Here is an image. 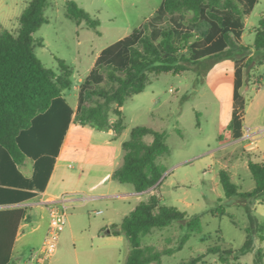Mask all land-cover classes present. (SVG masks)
Here are the masks:
<instances>
[{
    "label": "rangeland",
    "instance_id": "374dc122",
    "mask_svg": "<svg viewBox=\"0 0 264 264\" xmlns=\"http://www.w3.org/2000/svg\"><path fill=\"white\" fill-rule=\"evenodd\" d=\"M29 1L0 0V24L18 34L19 18ZM75 1L99 20L97 28L89 26L86 21L78 23L70 18L66 0H49L45 11L49 22L34 33L37 40L43 41V46L37 45L36 53L47 68L60 73V60L71 65L73 86L65 98L73 108L75 99L71 96L79 93L81 84L101 51L152 20L163 2ZM263 15L264 0H258L251 16L246 19L242 44L232 40L228 49L216 56L195 62L186 61L188 69L181 74L169 72L152 75V82L147 89L125 104L123 113L128 129L112 143H107L113 135L112 131L75 125V139L61 158L60 175L51 188L52 192L63 193L72 199V207L68 210L63 229L65 232H61L57 249L44 264H118V259L121 264H125L132 250L127 238L112 246L116 254L114 260L109 261L89 235L74 241L68 232L69 227L72 226L76 231L89 230L90 227L93 230L104 219L113 218L116 222H122L152 195L159 196L166 205L186 211L189 216L201 215L202 220V233L195 234L182 250L173 255H164L162 264H181L202 254L205 255L204 260L198 264H220L219 253L209 252L208 248L219 246L222 249L239 250L247 239L246 228L250 226L253 240L251 250L229 264H255L258 251L264 252V229H261V225H264V201L240 196L226 198L220 171L227 170L232 181L240 185L244 192L255 188V180L248 166L249 158L255 160V156L245 153L233 137L230 126L237 61L248 70L251 57L257 62L264 58V49L256 51L253 48L256 28ZM192 16L190 12L169 17V22L177 29V44L182 33L192 34L188 44L183 45L180 51V55L187 57H190V45L210 31L207 20L201 18L193 21ZM255 67V73L264 74V67ZM116 119V115L111 116V121ZM135 126H148L167 133L169 152L158 159L164 168L162 179L142 193L135 191L131 184L114 179L97 186L95 190L91 189L98 183L99 174L122 165V142L130 137ZM79 134L81 138H78ZM30 163L31 160H28L26 165ZM108 188L112 193L135 192V196L90 200L91 196ZM218 210H225L226 214ZM98 211L102 213L98 214ZM43 214L44 221L50 223L49 212L44 211ZM251 218L256 220L253 226ZM186 232V225L175 221L165 228L154 229L143 238L142 244L158 248L173 247ZM43 235L44 231L38 230L18 241L17 251L23 258L21 264H27L32 253L40 249Z\"/></svg>",
    "mask_w": 264,
    "mask_h": 264
},
{
    "label": "trees",
    "instance_id": "16d2710c",
    "mask_svg": "<svg viewBox=\"0 0 264 264\" xmlns=\"http://www.w3.org/2000/svg\"><path fill=\"white\" fill-rule=\"evenodd\" d=\"M257 1L163 0L152 20L101 51L81 84L78 107L74 110L65 98L73 86L71 65L60 60V73H57L47 68L36 53L37 45L43 46V41L37 40L34 33L49 22L45 14L49 0H30L19 18L18 34L0 24V204L28 200L38 191H45L71 122L99 131H113L119 136L128 129L123 113L125 104L147 89L152 75L181 74L188 69L186 61L216 56L228 49L232 40L242 44L244 19ZM66 5L70 18L78 23L86 21L93 28L99 26V20L75 0H66ZM190 12L193 21L207 20L210 31L190 45L191 53L187 57L180 55V51L192 34L182 33L177 44V29L169 17ZM253 48L264 49V15L256 28ZM263 61L264 58L257 62L251 57L249 66ZM242 85L243 66L237 61L230 126L235 138L242 136L241 111L246 105L240 93ZM112 115L117 116L115 121H111ZM167 138L165 131L133 127L130 137L122 143L123 163L114 170L112 178L131 184L139 193L154 186L164 175L158 159L169 152ZM27 158L34 160L32 177L20 169ZM248 166L255 188L247 192L232 181L227 170L220 171L226 198L240 196L264 201V162L250 159ZM218 211L226 214L225 210ZM25 216V208L0 209V264H14L13 248ZM175 221L187 227L176 246H143L146 235ZM251 222L253 226L256 220L251 218ZM113 227L112 234L125 235L132 247L125 264H162L164 255L182 250L203 229L201 215L189 216L176 206L162 203L157 195L142 201ZM251 231V226L246 228L247 239L239 250L210 246L208 251L219 253L220 264L238 261L252 248ZM204 257L198 255L181 264H198ZM255 264H264L262 250L258 251Z\"/></svg>",
    "mask_w": 264,
    "mask_h": 264
},
{
    "label": "crops",
    "instance_id": "0c3cea01",
    "mask_svg": "<svg viewBox=\"0 0 264 264\" xmlns=\"http://www.w3.org/2000/svg\"><path fill=\"white\" fill-rule=\"evenodd\" d=\"M258 2V1H257ZM256 5V4H255ZM255 7V6H254ZM254 11V8L252 12ZM252 12L245 17L244 19V29L242 34V40L244 38V30L246 28V19L248 20L251 16ZM258 66L264 67V61L261 64H256ZM255 65V66H256ZM249 67L247 70L246 67L243 66V85L240 88V93L243 95L246 101L245 108L243 110V115L241 117L242 121V136L237 139L238 144H240L243 148L245 153L248 156L254 155L255 160L253 158H249L256 161V162H264V74L263 73H255L254 70L256 67ZM236 70V69H235ZM258 70L259 67H258ZM90 72V71H89ZM254 75H257L256 77ZM256 78L259 80L256 81ZM79 93H73L71 97L75 99L74 110L77 109L79 103ZM68 95V92L65 94V97ZM67 98V97H66ZM78 98V101H77ZM233 118V116H232ZM75 125L76 123L71 122L69 129L65 135L63 144L61 146L59 155L57 157L55 167L47 188L45 191H38L36 195L28 200L20 201V202H12V203H5L0 204V209H11V208H25L26 209V216L22 220L18 236L13 248V260L15 259L14 264H21L22 263V256L17 251V243L21 238H25L28 236L29 233L36 232L38 230H43L44 235L43 239L45 238L47 231L49 229L50 223H46L44 221V211L49 212V205L51 202L56 201L62 198L63 193L52 192L51 188L57 178L60 175V167H61V158L67 153L70 147L73 144V140L75 139ZM81 125V124H79ZM232 131V130H231ZM113 132V131H112ZM233 134V131H232ZM81 138L82 135L79 134L78 138ZM119 136L115 132L111 138L107 140V143L110 144L114 140H117ZM123 143V142H122ZM31 160L29 165H26L27 161ZM248 160V162H249ZM72 167V164H69ZM21 171L27 176L32 177L34 173V160L31 158H27L25 163L20 166ZM116 168H110L108 171H104L99 174V181L97 184H94L91 189L95 190L97 186L105 185L111 180L112 173ZM135 192H116L112 193L111 189L108 188L105 191L93 195L90 197V200H98L102 198H131ZM69 199V198H68ZM72 199H69L68 210L72 207V203H70ZM98 214H101L102 211H98ZM50 216V212H49ZM123 221V220H122ZM121 222H116L113 218H109L107 220L104 219L103 223L97 225L93 230L91 227L89 230H79L76 231L72 226L69 227V234L74 238V241L82 240L85 236L89 235L93 241H96L99 245L101 253L106 260L112 261L115 257V251L112 250V246L115 244H119L120 242L124 241L127 238L125 235H114L111 232V228L115 224H120ZM68 230V229H67ZM65 232V231H63ZM43 242V240H42ZM19 248V246H18ZM18 252L17 254H15ZM30 260V258H29ZM27 264H40L38 262H29ZM118 264H121V260L118 259Z\"/></svg>",
    "mask_w": 264,
    "mask_h": 264
},
{
    "label": "built area",
    "instance_id": "2783aa9c",
    "mask_svg": "<svg viewBox=\"0 0 264 264\" xmlns=\"http://www.w3.org/2000/svg\"><path fill=\"white\" fill-rule=\"evenodd\" d=\"M243 115V111H241ZM68 198H62L51 202L49 205L50 226L39 250L34 251L29 262H38L44 264L49 260L57 249V242L66 224L68 215Z\"/></svg>",
    "mask_w": 264,
    "mask_h": 264
}]
</instances>
